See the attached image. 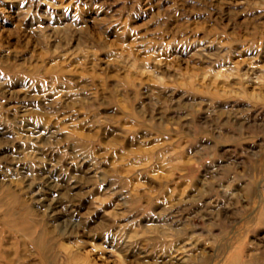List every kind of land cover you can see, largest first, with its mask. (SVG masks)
Instances as JSON below:
<instances>
[{"label": "rangeland", "instance_id": "obj_1", "mask_svg": "<svg viewBox=\"0 0 264 264\" xmlns=\"http://www.w3.org/2000/svg\"><path fill=\"white\" fill-rule=\"evenodd\" d=\"M0 264H264V0H0Z\"/></svg>", "mask_w": 264, "mask_h": 264}]
</instances>
